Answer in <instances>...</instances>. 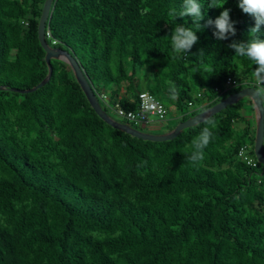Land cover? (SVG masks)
<instances>
[{"label": "trees", "instance_id": "trees-1", "mask_svg": "<svg viewBox=\"0 0 264 264\" xmlns=\"http://www.w3.org/2000/svg\"><path fill=\"white\" fill-rule=\"evenodd\" d=\"M198 2L202 29L169 15L183 0H53L46 40L78 61L108 114L136 110L150 92L180 123L264 87L254 61L228 47L252 38L254 18L238 0ZM45 3L0 0V264H264V166L238 157L249 145L257 160L244 100L153 142L101 119L62 60L51 61L43 87L24 93L49 75L39 37ZM225 9L236 36L218 41L214 25L203 26ZM177 24L197 32L187 57L165 37ZM229 78L242 85L227 91ZM204 127L213 135L194 165L191 141Z\"/></svg>", "mask_w": 264, "mask_h": 264}, {"label": "clouds", "instance_id": "clouds-1", "mask_svg": "<svg viewBox=\"0 0 264 264\" xmlns=\"http://www.w3.org/2000/svg\"><path fill=\"white\" fill-rule=\"evenodd\" d=\"M209 7L215 8L211 3ZM238 7L243 13L254 18L255 26L250 29L249 34H252L251 39L246 42L232 39L228 47L234 51L236 56H246L254 61V78L261 85H264V39L258 35L261 33L262 28H264V0H238ZM230 11V9H225L215 20L209 19L207 25L203 26L214 25L216 31L213 33V36L218 41L229 40L231 37L236 36L234 22L231 20L229 14ZM169 15L180 19L193 17L194 22H198L202 29L200 21L204 19V15L198 0H183L181 10L177 12L175 9H171ZM196 33L191 28L184 27L183 24H177L175 29L171 30L165 37L170 38L171 48L174 53L187 57L186 54L198 42ZM168 94L172 100H176L179 96V90L172 81H169ZM254 95L264 97V87L257 88ZM212 135L213 133L209 127H204L200 134L191 141L190 147L193 151L188 159L194 165L203 160V150L209 144Z\"/></svg>", "mask_w": 264, "mask_h": 264}, {"label": "water", "instance_id": "water-1", "mask_svg": "<svg viewBox=\"0 0 264 264\" xmlns=\"http://www.w3.org/2000/svg\"><path fill=\"white\" fill-rule=\"evenodd\" d=\"M53 0H46L40 25H39V37L43 48L46 51V61L49 65V75L48 77L42 81L36 87L22 91L24 93L34 92L37 89L43 87L51 78L53 68L51 61L53 59H59L66 63H68L74 74L75 77L82 87L89 103L91 104L92 108L96 111L101 119H103L107 124L111 125L112 127L121 130L125 133L132 135L133 137L143 139L146 141H153V142H163L175 139L179 136L185 129L190 127H194L198 124L203 123L204 121L210 119L211 117L219 114L223 110L227 109L229 106H233L238 102L244 100L245 98H249L253 104L255 113H256V140H255V156L257 160L264 166V103L261 96L254 95L256 88L253 87H246L240 91H237L227 98L216 104L215 106L207 109L206 111L199 113L186 121L178 123L174 130L171 132H167L164 134H148L141 132L128 124L121 123L114 118H112L101 106L97 95L95 94L94 90L92 89L91 85L89 84L88 80L86 79L80 64L78 61L67 51L61 48H54L51 47L47 40L45 29L47 26V22L50 17L51 8H52ZM0 89H4L0 87Z\"/></svg>", "mask_w": 264, "mask_h": 264}, {"label": "built area", "instance_id": "built-area-1", "mask_svg": "<svg viewBox=\"0 0 264 264\" xmlns=\"http://www.w3.org/2000/svg\"><path fill=\"white\" fill-rule=\"evenodd\" d=\"M241 85V83L229 78L226 82V90L228 91ZM102 98L104 102L107 101L106 95H103ZM139 100V106L136 110H126L119 106L112 110L116 113L118 118L142 127L149 126L154 122L163 123L168 119V111L166 107L150 92L141 93ZM251 152L252 148L249 145H245L241 147L238 157L248 166L256 169L260 162L254 158Z\"/></svg>", "mask_w": 264, "mask_h": 264}, {"label": "rangeland", "instance_id": "rangeland-1", "mask_svg": "<svg viewBox=\"0 0 264 264\" xmlns=\"http://www.w3.org/2000/svg\"><path fill=\"white\" fill-rule=\"evenodd\" d=\"M171 107V115L169 117L168 120H166L164 123H159V122H154L153 124L149 125V126H144V127H140V129L142 130L141 132L144 133H148V134H164L167 133L170 127L173 126H177L178 125V119H176V117L174 118V116H177V111L174 107ZM244 114L248 115L251 119L254 120V125L257 126V122H256V113L254 108L252 107V102L249 98H245L244 99ZM109 115L114 118L115 120L119 121V122H123V120H120L118 118V116L116 115V113L114 111H110ZM240 127H242L240 125ZM140 131V130H139Z\"/></svg>", "mask_w": 264, "mask_h": 264}, {"label": "crops", "instance_id": "crops-1", "mask_svg": "<svg viewBox=\"0 0 264 264\" xmlns=\"http://www.w3.org/2000/svg\"><path fill=\"white\" fill-rule=\"evenodd\" d=\"M176 117V119H178L179 120V116L177 115V116H174V118Z\"/></svg>", "mask_w": 264, "mask_h": 264}]
</instances>
